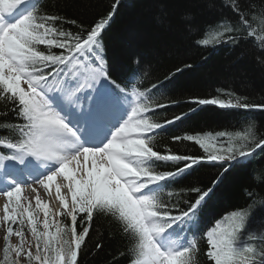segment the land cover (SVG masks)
<instances>
[{
    "label": "snow or ice",
    "instance_id": "snow-or-ice-1",
    "mask_svg": "<svg viewBox=\"0 0 264 264\" xmlns=\"http://www.w3.org/2000/svg\"><path fill=\"white\" fill-rule=\"evenodd\" d=\"M119 2L115 0L111 11L90 28L79 26L72 32L63 25L77 21L48 13L40 0H0V100L5 102L0 111L5 117L0 119V131L5 132L0 148L7 150L0 151V168L7 165L15 171L21 166L19 171L32 177V185L49 193L55 186L59 201V208L51 210L36 187L14 177L0 188L5 201L0 227L6 233L0 264H21L22 257L26 264H78L94 214L119 223L131 241L129 264H197L198 239L205 238L212 264H264V215L236 211L207 229L201 219L225 174L264 154V136L257 138L256 122H248L245 132L171 137L176 143L197 145L200 155L171 149L162 153L152 143L169 125H182L204 106L264 111V103H249L248 97L235 93H226V99L194 97L187 101L195 105L188 112L155 120L158 109L179 103L160 99L168 85L142 87V81L134 79L136 73L119 79L104 56L102 33ZM222 7L230 15L222 13L210 26L211 39L201 38L196 44L236 47L251 40L254 45L259 41L256 46L264 52V0L259 6L251 0H222ZM207 35L205 30L203 37ZM257 61L264 66V55ZM181 71L178 67L165 79ZM9 114L14 122L6 119ZM206 165L219 168L211 187H176ZM163 167L172 170H160ZM253 180L264 184V173H254ZM25 187L36 193L42 224L31 198L22 196ZM57 216L70 218V224ZM13 236L17 244L11 243Z\"/></svg>",
    "mask_w": 264,
    "mask_h": 264
},
{
    "label": "trees",
    "instance_id": "trees-1",
    "mask_svg": "<svg viewBox=\"0 0 264 264\" xmlns=\"http://www.w3.org/2000/svg\"><path fill=\"white\" fill-rule=\"evenodd\" d=\"M115 0H40L42 9L50 14H58L67 20L77 21L76 25L66 23L63 27L72 32L79 26L90 28L95 22L111 11ZM259 6L262 0H251ZM230 15L222 7V0H120L119 6L109 25L102 33L104 56L114 76L128 78L136 73L135 80H141L142 87L159 83L165 95L162 102L177 100L178 104L158 109L155 120L163 122L181 112H188L195 105L187 103L191 98H209L226 93H235L248 97L249 103H264V66L258 63L257 56L264 55L254 43L241 41L232 47L227 44L200 46L196 41L211 39L210 27L221 16ZM207 30V37L203 34ZM58 51V50H57ZM139 63H136V61ZM191 65L185 68L184 65ZM171 75L170 80L165 77ZM148 77H144V73ZM224 90V94L217 90ZM5 102L0 100V111ZM5 119V117H0ZM7 120L14 122L9 114ZM256 122L257 138L264 136V111L243 109H219L204 106L176 126L169 125L168 131L156 135L152 141L154 150L165 152L168 149L180 154L200 155L201 150L190 142H173L171 137L184 133H212L227 131L230 133L247 131L248 122ZM5 135L0 131V136ZM227 143V138H222ZM1 149V148H0ZM160 170H172L163 167ZM264 173V154L256 156L249 163L238 166L225 174L211 199L204 208L201 219L205 229L210 228L227 214L236 211H248L251 215H264V184L253 180L254 173ZM219 174V168L206 165L195 174L187 177L177 188L198 184L201 188L211 187L212 179ZM253 193L249 195L248 193ZM167 198V194L165 195ZM64 219L70 224V220ZM42 231V227L40 228ZM79 219L77 231H80ZM54 231V230H53ZM27 239L31 240L26 232ZM97 244L101 247L97 249ZM131 241L122 232L114 218L103 214H94L89 237L82 246L78 264H129L127 254ZM0 258L2 249L0 248ZM34 251V249H33ZM208 245L205 239H198V252L194 259L197 264H212L206 253ZM125 255L121 256L120 253ZM21 264H26V261Z\"/></svg>",
    "mask_w": 264,
    "mask_h": 264
},
{
    "label": "rangeland",
    "instance_id": "rangeland-1",
    "mask_svg": "<svg viewBox=\"0 0 264 264\" xmlns=\"http://www.w3.org/2000/svg\"><path fill=\"white\" fill-rule=\"evenodd\" d=\"M30 191H31V189H27L26 187L24 188V190H23V193H22V196L23 197H25V198H31V204H32V206L34 207H32L36 212H37V214H38V219H39V222L42 224V222H43V219H44V216H43V211L42 210H38V209H36V205H35V195H36V193H32V194H30ZM37 192L39 193V195H40V198H41V200L43 201V202H48L49 203V201H48V199H47V197H46V192H45V190L44 189H42L41 187L39 188H37ZM0 199H1V202H2V205H3V203L5 202L4 201V198L2 197V196H0ZM22 202L23 203H26V205H27V203H28V201H27V199H24V200H22ZM1 205V206H2ZM56 210V209H55ZM0 214H2V212H0ZM57 217H55V219H56ZM50 219H51V217H50ZM57 220V219H56ZM70 220V219H69ZM25 221H26V217H25ZM27 224H25V228L26 229H28L27 227ZM54 230V229H53ZM5 229H4V227H0V248L2 249V258H3V248H4V246H5V240H4V237H5ZM29 235H30V237H31V234L29 233ZM29 240V239H28ZM30 241V240H29ZM11 243L12 244H17L18 243V239L15 237V236H13L12 238H11ZM1 251V250H0ZM2 258H0V260H2ZM25 262V259L22 257L21 258V263H24Z\"/></svg>",
    "mask_w": 264,
    "mask_h": 264
},
{
    "label": "bare ground",
    "instance_id": "bare-ground-1",
    "mask_svg": "<svg viewBox=\"0 0 264 264\" xmlns=\"http://www.w3.org/2000/svg\"><path fill=\"white\" fill-rule=\"evenodd\" d=\"M61 192L62 194H66L68 196V198L70 197V194L67 193V189L66 188H62L61 189ZM49 196V199L53 202V203H56L55 204V207L59 208V201L55 199V189H51L50 190V193L47 194ZM2 205V202H1V199H0V206Z\"/></svg>",
    "mask_w": 264,
    "mask_h": 264
}]
</instances>
